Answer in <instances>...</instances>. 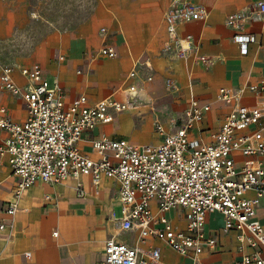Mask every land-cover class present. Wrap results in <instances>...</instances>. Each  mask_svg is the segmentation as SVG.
<instances>
[{
    "label": "built area",
    "instance_id": "2783aa9c",
    "mask_svg": "<svg viewBox=\"0 0 264 264\" xmlns=\"http://www.w3.org/2000/svg\"><path fill=\"white\" fill-rule=\"evenodd\" d=\"M208 17L209 11L193 0H171L165 14L170 37L165 51L186 61L193 55L195 63H208V56L199 54L193 35H181L179 30L183 24ZM254 19H264V0L227 17V23L236 29L233 39L242 55L257 41L244 30L246 22ZM116 55L110 45L97 52L98 57ZM138 66L137 62L128 79L137 74ZM187 69L191 76L189 65ZM14 70V66L0 62L3 88L22 96L28 108L23 121L13 120L5 106L0 108V129L8 133L0 142V154L9 156L17 177L14 197L5 208L9 216L20 209L23 192L38 182L56 184L75 179L83 194L85 176H91L94 184L111 178L119 185L121 203V215L117 217L114 211L112 217L121 231L138 232V238L134 246L115 237L108 239L103 264L157 262L159 247L146 250L141 245L150 237L164 240L190 257L193 264H201L202 254L219 246L218 237L207 234L205 228L213 212L224 216L223 232L237 233L242 252L238 264H264V225L257 219L258 208L264 207V103L245 102L248 93L264 94V80L220 88L217 99L229 110L222 124L210 132L203 123L212 104L199 98L190 82V102L177 130L168 131L158 121L162 138L158 144H136L102 135L93 140L100 156L95 159L78 145L83 134L113 122L117 114L132 108L140 97L137 86L129 84L123 89L126 97L122 99L111 96L89 104L82 95L67 103L59 81L50 82L41 67H20L24 86L15 81ZM168 84L175 86L170 80ZM176 209L184 210L185 226L169 215ZM4 227L1 224L0 228Z\"/></svg>",
    "mask_w": 264,
    "mask_h": 264
},
{
    "label": "crops",
    "instance_id": "0c3cea01",
    "mask_svg": "<svg viewBox=\"0 0 264 264\" xmlns=\"http://www.w3.org/2000/svg\"><path fill=\"white\" fill-rule=\"evenodd\" d=\"M193 1L204 6L209 17L183 24L179 30L181 35H193L195 42L199 43V54L210 59L205 64L195 63L193 55L186 61L174 52L165 51L170 39L165 14L171 0H96L92 13L74 31L66 33L56 31L41 19H49L45 15L46 0H0V42L12 40L21 30L35 24L45 27L47 31L35 42L28 63L14 66L13 76L19 85L24 86L26 79L20 67H41L48 79L53 76V80L59 81L67 103L82 95L87 96L89 104L111 96L122 99L121 90L128 81V78L124 81L125 77L137 62L138 68H144L152 76L168 75L176 79L184 75L188 96L181 118L190 102L192 82L194 93L212 104L203 123L210 132L222 124L229 110L217 99L220 88H237L264 80V19L246 22L245 32L254 34L257 41L250 44L247 55H242L233 39L236 29L227 23V17L246 11L259 0ZM37 13L41 17L34 16ZM105 45L113 46L117 55L98 57L97 52ZM245 102L260 105L264 103V94L258 97L248 93ZM3 106L15 121H23L28 115L23 97L8 92L0 80V108ZM149 109L155 110L153 106ZM116 117L111 123L100 124L85 132L78 143L81 150L98 159L100 156L93 148V140L102 135L149 144L144 138L134 141L117 134L116 129L120 128L114 126ZM158 121L162 123L157 117L156 123ZM163 125L168 131L177 130H169ZM7 136L8 133L0 129V142ZM161 140L158 134L152 144ZM77 183L75 179L56 184L38 182L23 192L20 209L14 216H9L5 208L14 197L17 177L13 174L9 156L0 154V226L5 224L0 228V264H103L104 247L111 237L132 246L137 243L138 232L121 231L112 217L115 211L113 202H119L118 183L103 178L100 184H94L91 176H85L83 194ZM100 187L109 189L103 192L99 191ZM60 189H70L73 196L62 195ZM262 212L264 207L261 206L257 210V219L264 225ZM214 213H219L225 223L222 213L209 214L206 232L218 237L219 246L214 251H205L201 264H238L242 252L237 233H225L223 226H210V215ZM169 215L175 223L185 226L183 209H176ZM141 245L146 250L159 247V260L153 264H193L190 257L178 253L156 237L148 238Z\"/></svg>",
    "mask_w": 264,
    "mask_h": 264
},
{
    "label": "rangeland",
    "instance_id": "374dc122",
    "mask_svg": "<svg viewBox=\"0 0 264 264\" xmlns=\"http://www.w3.org/2000/svg\"><path fill=\"white\" fill-rule=\"evenodd\" d=\"M46 16L41 18L44 23L49 24L58 32H71L90 15L95 7L96 0H46ZM34 16H40L38 13ZM41 17V16H40ZM50 19L52 22H49ZM55 21V24L54 22ZM47 31L40 24L33 25L32 28L21 30L15 38L9 41L0 42V62L11 66L19 63H28L32 48ZM137 74L130 79L125 77L127 83L135 84L140 90V97L134 106L128 111H123L116 117L114 123L117 134H122L132 140L144 138L147 143L152 144L158 136L156 118L158 117L169 130L178 129L181 125V116L187 99L185 88L186 77L177 76L176 79L168 75L152 76L144 68H138ZM19 78V77H18ZM53 76H49V81H53ZM174 83V87L169 86L168 81ZM123 84L119 85L122 87ZM118 87V86H117ZM115 87L113 90H115ZM121 90L122 96L126 93ZM112 90V91H113ZM150 106L155 108L151 111ZM143 142V141H142ZM108 187H100L99 191L107 192ZM62 195L71 197L73 193L70 189H60ZM113 207L117 216L121 215V203L113 202ZM264 215V212L261 213ZM210 226L220 228L224 226L223 218L219 213L210 215ZM126 235H122V237Z\"/></svg>",
    "mask_w": 264,
    "mask_h": 264
},
{
    "label": "bare ground",
    "instance_id": "6f19581e",
    "mask_svg": "<svg viewBox=\"0 0 264 264\" xmlns=\"http://www.w3.org/2000/svg\"><path fill=\"white\" fill-rule=\"evenodd\" d=\"M136 87V86H135Z\"/></svg>",
    "mask_w": 264,
    "mask_h": 264
}]
</instances>
